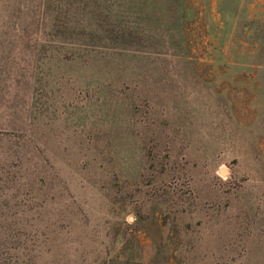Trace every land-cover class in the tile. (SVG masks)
Masks as SVG:
<instances>
[{"label":"rangeland","instance_id":"rangeland-1","mask_svg":"<svg viewBox=\"0 0 264 264\" xmlns=\"http://www.w3.org/2000/svg\"><path fill=\"white\" fill-rule=\"evenodd\" d=\"M0 264H264V0H0Z\"/></svg>","mask_w":264,"mask_h":264}]
</instances>
